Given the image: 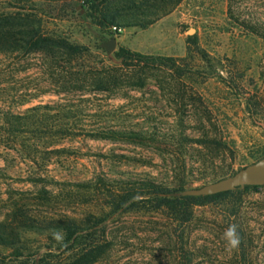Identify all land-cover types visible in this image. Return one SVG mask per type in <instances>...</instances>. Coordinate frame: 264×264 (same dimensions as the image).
<instances>
[{"label": "rangeland", "instance_id": "rangeland-1", "mask_svg": "<svg viewBox=\"0 0 264 264\" xmlns=\"http://www.w3.org/2000/svg\"><path fill=\"white\" fill-rule=\"evenodd\" d=\"M80 3L0 0V15L38 14L43 32L88 49L59 59L0 52V225L20 232L16 247L29 258L56 247L43 229L51 220L82 225L95 216L111 244L95 264H264V186L197 206L184 224L115 212L107 193L132 180L199 188L264 158V0H181L155 24L117 36ZM143 3L123 0L114 10L140 18ZM113 37L115 52L183 59L196 74L146 70L140 87L99 91L83 75L120 67L102 47ZM102 132L114 135L93 137ZM233 224L234 249L224 238ZM14 248L0 245V257Z\"/></svg>", "mask_w": 264, "mask_h": 264}, {"label": "trees", "instance_id": "trees-1", "mask_svg": "<svg viewBox=\"0 0 264 264\" xmlns=\"http://www.w3.org/2000/svg\"><path fill=\"white\" fill-rule=\"evenodd\" d=\"M140 1H144V5H140V18L134 16L129 19L123 16V11L114 10L115 6L123 3V0H81L80 5L86 14L98 19L99 25L116 28L111 32V36H117L127 27L146 28L155 24L171 13L181 0H159V7L155 11L148 10L149 6L146 4L148 0ZM145 13L146 15H141ZM0 52L44 53L51 59H59L82 58L87 54L88 49L71 43L62 35L43 32L38 14L31 16L2 14L0 15ZM114 56L120 61V67H112L107 71L94 70L92 74L83 75L84 79L99 91L121 85L140 87V73L146 70L168 69L176 71L179 76L196 74L185 70L184 65L178 63L183 59L145 55L125 47L119 48ZM133 134L136 135V132ZM113 135L102 132L94 134L93 137L109 138ZM118 185L116 190L107 191L111 197L113 211L159 212L181 224L192 220L195 207L226 200L242 193V190H236L205 197H173V193L184 189L174 190L152 180H132L120 182ZM102 226L103 220L95 216H88L82 225L68 219L51 220L43 229L59 234L62 240L59 242L55 240L56 247L49 246L44 254H33L29 258L24 257L22 249L16 247L21 243L20 232L12 230L8 232L7 225L1 224L0 245L15 248L11 256L0 257V264H95L106 254L111 245L104 230L98 234V230L103 229ZM23 227L31 229L34 226ZM56 253L59 256L55 255ZM65 254H67L66 258L60 257ZM190 263V257L182 258L177 262V264Z\"/></svg>", "mask_w": 264, "mask_h": 264}, {"label": "water", "instance_id": "water-1", "mask_svg": "<svg viewBox=\"0 0 264 264\" xmlns=\"http://www.w3.org/2000/svg\"><path fill=\"white\" fill-rule=\"evenodd\" d=\"M108 55H112L117 47L115 37L102 44ZM264 186V158L248 165L235 174L218 181L203 185L199 188L184 189L172 194L173 197H205L236 190H244L247 187Z\"/></svg>", "mask_w": 264, "mask_h": 264}, {"label": "clouds", "instance_id": "clouds-1", "mask_svg": "<svg viewBox=\"0 0 264 264\" xmlns=\"http://www.w3.org/2000/svg\"><path fill=\"white\" fill-rule=\"evenodd\" d=\"M224 238L230 248H237L240 244V236L236 225H230L224 233ZM54 239L61 241L62 237L59 234L54 233Z\"/></svg>", "mask_w": 264, "mask_h": 264}, {"label": "built area", "instance_id": "built-area-1", "mask_svg": "<svg viewBox=\"0 0 264 264\" xmlns=\"http://www.w3.org/2000/svg\"><path fill=\"white\" fill-rule=\"evenodd\" d=\"M116 28H114V30H115Z\"/></svg>", "mask_w": 264, "mask_h": 264}]
</instances>
